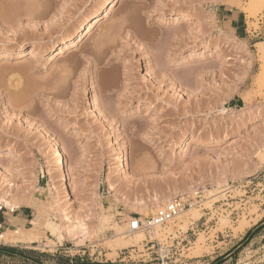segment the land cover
<instances>
[{
	"label": "rangeland",
	"instance_id": "rangeland-1",
	"mask_svg": "<svg viewBox=\"0 0 264 264\" xmlns=\"http://www.w3.org/2000/svg\"><path fill=\"white\" fill-rule=\"evenodd\" d=\"M262 49L264 0H0V264H264Z\"/></svg>",
	"mask_w": 264,
	"mask_h": 264
},
{
	"label": "built area",
	"instance_id": "built-area-1",
	"mask_svg": "<svg viewBox=\"0 0 264 264\" xmlns=\"http://www.w3.org/2000/svg\"><path fill=\"white\" fill-rule=\"evenodd\" d=\"M197 205L198 202L195 203L193 200L184 201L182 198H176L158 210L155 216H152L144 221L140 218H132L127 233L130 236L140 232L151 235L156 228L168 224L180 216L186 209H192ZM3 211L4 207L0 205V213ZM3 219L5 218L3 217ZM149 244H151V242H148L145 247L149 246ZM6 245V230L3 227V224H0V247ZM153 247H155V245ZM139 253L140 251L134 248V250L122 254L126 255V258L132 260L133 257Z\"/></svg>",
	"mask_w": 264,
	"mask_h": 264
},
{
	"label": "bare ground",
	"instance_id": "bare-ground-1",
	"mask_svg": "<svg viewBox=\"0 0 264 264\" xmlns=\"http://www.w3.org/2000/svg\"><path fill=\"white\" fill-rule=\"evenodd\" d=\"M115 0H111V2H114ZM100 18H95V21H96V23L97 22H99L100 20H99ZM86 33L84 34V38L85 37H88L89 35H90V33H91V27L90 26H88V27H86ZM70 48H72V46H71V44H69V45H65L63 48H62V50L58 53V55L60 56V55H63V54H66L67 52H68V50H70ZM262 50H264V49H262ZM263 52V51H262ZM31 54L32 55H36V54H38L36 51H34V50H32L31 51ZM262 68H263V70H264V56H263V58H262ZM110 72H111V70H109ZM262 80H264V73H262ZM93 107L95 108V109H98V102H97V100H95V98L93 99ZM57 145V144H56ZM55 145V146H56ZM58 146V145H57ZM59 148V147H58ZM57 149V148H56ZM64 150V149H63ZM62 149H58L57 150V152H58V156H59V164L61 165V166H63L64 165V156H65V154L63 153L64 151H63ZM117 161H121V168L122 169H125V164H124V158L123 157H121V156H117ZM110 170H112V168L110 169ZM6 193V192H5ZM159 194V193H158ZM3 196V195H2ZM1 196V197H2ZM5 196V195H4ZM2 200H3V202L5 201V204H6V206L7 207H9V208H11L12 210H13V212H14V210H16V209H18L19 208V206L17 205V204H15V203H12L11 201H9V200H6V199H4V198H2ZM14 202V201H13ZM154 202H155V204L156 203H159V205H161L160 203H162V202H164L163 200L161 201V199L159 198L158 199V197H156L155 198V200H154ZM165 203V202H164ZM157 205V204H156ZM158 206V205H157ZM156 206V207H157ZM140 207V206H139ZM152 207V206H151ZM157 208H159V207H157ZM10 209V210H11ZM11 210V211H12ZM146 211V210H145ZM143 212V211H142ZM58 218V217H57ZM65 218V217H64ZM68 218V217H67ZM66 218V219H67ZM71 220V219H70ZM76 220V219H75ZM74 220V221H75ZM72 223V222H71ZM73 223H75V222H73ZM72 223V224H73ZM69 224V223H68ZM225 226H226V224H224ZM89 226V225H88ZM247 226H248V224H247V221H243L241 224H240V226L235 230V232H237V231H241V230H243V229H245V228H247ZM88 228L89 227H87L86 226V223L84 224L83 222H82V224H76V225H70L69 226V231L70 232H75V234H76V231H79V232H81L82 234H84L83 236H84V238L86 237V235H88V234H91L90 233V231H88ZM67 229V228H66ZM23 232H24V230L23 229H21ZM8 232V235H11V232L8 230L7 231ZM92 232H94V231H92ZM141 233V232H140ZM14 236H16V235H18L19 237L17 238V240H23L24 239V235H21V233H20V231H16V232H14ZM79 234V233H78ZM136 234H138V233H136ZM143 235V234H142ZM141 235V236H142ZM81 236V235H80ZM91 236V235H90ZM140 236V237H141ZM17 237V236H16ZM74 238V237H73ZM138 239H139V237H137ZM137 238H136V240H133L134 241V243H135V241H136V243H137ZM28 239V238H27ZM122 240H123V238H121ZM120 238H119V242H120V240H121ZM81 240V239H80ZM79 240V241H80ZM122 240H121V242H120V244L122 243ZM25 241V240H24ZM18 242V241H17ZM27 242V241H26ZM211 242L213 243V242H215V240H214V237H212L211 238ZM30 243V242H29ZM124 243V242H123ZM125 244H127V242L125 243ZM131 244V242H129L128 241V244L127 245H130ZM204 246H205V241H204V239H200L199 240V242L197 243V245H196V253H198V252H200V250L201 249H203L204 248Z\"/></svg>",
	"mask_w": 264,
	"mask_h": 264
},
{
	"label": "crops",
	"instance_id": "crops-1",
	"mask_svg": "<svg viewBox=\"0 0 264 264\" xmlns=\"http://www.w3.org/2000/svg\"><path fill=\"white\" fill-rule=\"evenodd\" d=\"M19 221L20 222H26V224L29 222V219H28V215H23V217H21L20 219H19Z\"/></svg>",
	"mask_w": 264,
	"mask_h": 264
}]
</instances>
